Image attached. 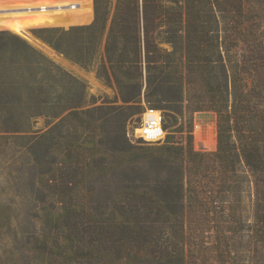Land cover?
Returning a JSON list of instances; mask_svg holds the SVG:
<instances>
[{
  "label": "trees",
  "instance_id": "obj_1",
  "mask_svg": "<svg viewBox=\"0 0 264 264\" xmlns=\"http://www.w3.org/2000/svg\"><path fill=\"white\" fill-rule=\"evenodd\" d=\"M247 2L0 0V12L94 68L121 101H86L83 82L0 24V131H27L37 116L58 118L33 150L48 181L30 247L37 264H183L181 150L166 139L134 156L126 119L141 101L181 104L198 87L206 99L196 100L195 110L212 108L215 166L235 169L239 155L264 177V72L257 68L264 46L248 37ZM232 130L243 133L238 143ZM194 152L199 165L200 140ZM116 153L126 163L161 161L173 176L154 178L159 187L151 192L127 184L102 203L96 187L116 167Z\"/></svg>",
  "mask_w": 264,
  "mask_h": 264
},
{
  "label": "rangeland",
  "instance_id": "obj_2",
  "mask_svg": "<svg viewBox=\"0 0 264 264\" xmlns=\"http://www.w3.org/2000/svg\"><path fill=\"white\" fill-rule=\"evenodd\" d=\"M246 8L248 37L259 47L264 46V0H248ZM0 24L83 82L86 101L94 97V104H121L116 89L98 77L94 68L85 69L73 62L2 12ZM159 45L171 48L164 41ZM233 46L234 42L229 48ZM237 49L241 55V49ZM259 64L257 68L264 72V62ZM191 96L190 101L176 105L141 101L131 106L126 136L134 156L147 154L149 149L145 147L161 146L166 139L180 147L184 173L183 264H264V177L247 167L239 155L235 169L223 171L215 166L212 108L195 110V101L206 99L198 87H193ZM35 120L27 131H0V264H37L30 247L42 219L39 207L47 204L41 190L48 181L39 176L33 150L36 142L44 139L41 134L58 118L37 116ZM79 128L86 135L87 128ZM58 129L55 127L54 132ZM240 135L232 130L230 139L238 143ZM198 140L204 149L199 165L194 152ZM114 160L113 172L96 187L95 195L102 203L118 197L127 184H145L151 192L159 187L154 178L173 176L161 161L126 163L121 153H116Z\"/></svg>",
  "mask_w": 264,
  "mask_h": 264
},
{
  "label": "water",
  "instance_id": "obj_3",
  "mask_svg": "<svg viewBox=\"0 0 264 264\" xmlns=\"http://www.w3.org/2000/svg\"><path fill=\"white\" fill-rule=\"evenodd\" d=\"M22 27H25V26L22 25Z\"/></svg>",
  "mask_w": 264,
  "mask_h": 264
}]
</instances>
